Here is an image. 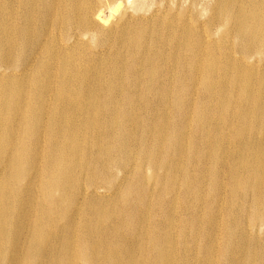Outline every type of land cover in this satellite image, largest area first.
Segmentation results:
<instances>
[{
    "label": "bare ground",
    "instance_id": "bare-ground-1",
    "mask_svg": "<svg viewBox=\"0 0 264 264\" xmlns=\"http://www.w3.org/2000/svg\"><path fill=\"white\" fill-rule=\"evenodd\" d=\"M158 1L0 0V264H264V0Z\"/></svg>",
    "mask_w": 264,
    "mask_h": 264
},
{
    "label": "rangeland",
    "instance_id": "rangeland-1",
    "mask_svg": "<svg viewBox=\"0 0 264 264\" xmlns=\"http://www.w3.org/2000/svg\"><path fill=\"white\" fill-rule=\"evenodd\" d=\"M157 2H159L158 0H156ZM209 2V0H201V3H208ZM146 4H150V3H152V0H146V2H145ZM168 5L170 6V7H179V8H181V12H183V11H187V9H188V6H190V3L188 2V3H185V2H183V3H178V0H169V2H168V4L164 1V4L161 6V8L162 9H168L169 10V8H168ZM131 7H130V9H133L134 11H135V7H137V2H135L134 4L132 3V5H130ZM138 6H139V4H138ZM153 6V5H152ZM202 7V6H201ZM205 7V6H204ZM167 14V13H166ZM188 14H191V13H189L188 12ZM194 19H196V18H194ZM198 19H201V20H205V16L203 15V16H201V17H199ZM199 24V21L197 20L196 21V24H195V22L192 24V25H198ZM157 29H155L154 31H156ZM175 31H178L177 29L175 30ZM217 36V35H216ZM193 37L198 41V36H197V34L195 33L194 35H193ZM238 58V57H237ZM187 63H186V66L188 67L190 64H192V61H190V60H187L186 61ZM186 80V79H185ZM198 93H199V96H198ZM195 97H197L196 99L199 101L200 99H202L203 98V93L202 92H200L199 90H198V92H196V94L194 95V99H195ZM185 98V100H188L189 99V97L187 96V97H184ZM195 129V128H194ZM200 165V163H198L197 164V166H199Z\"/></svg>",
    "mask_w": 264,
    "mask_h": 264
}]
</instances>
